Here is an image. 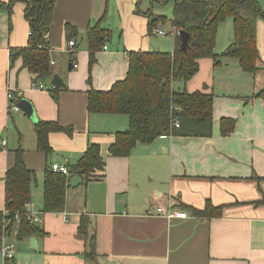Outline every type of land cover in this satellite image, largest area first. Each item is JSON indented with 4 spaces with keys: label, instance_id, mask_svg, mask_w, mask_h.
Segmentation results:
<instances>
[{
    "label": "crops",
    "instance_id": "crops-1",
    "mask_svg": "<svg viewBox=\"0 0 264 264\" xmlns=\"http://www.w3.org/2000/svg\"><path fill=\"white\" fill-rule=\"evenodd\" d=\"M150 14L171 19L172 1L55 0L48 38L53 74L41 89L32 86L41 78L23 66L22 58H11L13 48L28 44L25 3L16 2L11 13L0 9V141L7 139L6 147L0 143V208H5L6 171L14 162V150L22 147L26 165L37 174L31 201L41 213L44 230L20 238L13 228L16 255L3 264H264V203L255 202L264 198V17L258 20L261 57L256 73L243 71L237 58L218 56L216 63L213 57H203L192 78L174 83L179 89L214 94L210 136L162 135L150 143L138 142L129 156H113L109 146L117 131L128 128L129 117L90 113L87 91L108 90L125 78L130 51L174 52L176 33L165 41L168 31L164 35L155 31L164 29V23L149 32ZM227 19L228 39L224 48L215 49L218 55L234 38L233 19ZM67 23L79 29L75 50L68 46ZM97 23L112 36L90 68L85 34ZM219 34L220 27L217 43ZM80 39L86 43L80 44ZM56 73L65 87L52 84ZM53 87L60 88L56 97ZM9 90L17 102L24 98L32 102L37 120L9 108ZM224 116L236 118L234 129L226 134L221 132ZM39 120L72 128L71 133H50L49 154L37 148ZM94 143L106 161L105 170L98 173L103 176L70 184L66 208L44 212L46 168L54 162L76 163ZM207 201L225 206L224 214L213 218L192 214L190 207L203 208ZM159 207L186 217H168ZM83 214L90 218L95 259L88 257L91 245L79 233Z\"/></svg>",
    "mask_w": 264,
    "mask_h": 264
},
{
    "label": "trees",
    "instance_id": "trees-1",
    "mask_svg": "<svg viewBox=\"0 0 264 264\" xmlns=\"http://www.w3.org/2000/svg\"><path fill=\"white\" fill-rule=\"evenodd\" d=\"M25 3V16L29 21V40L23 47L13 48L12 61L22 58L23 66L45 81L53 74L49 39L55 0H0V9L11 13L13 5ZM172 1L173 16L149 15V32L159 23L171 22L178 30L190 33L189 46L181 49V36L176 33L174 52L130 51L129 69L125 78L116 81L108 90L91 87L88 93L87 109L90 113L125 114L129 117L127 129L117 131L109 146L113 156H129L138 142L150 143L162 135L210 136L214 122V94L203 91H188L175 87L176 81L186 82L199 70V59L218 56L237 58L243 71L254 74L259 69L261 57L258 45V20L264 17V6L260 0H164ZM228 17L233 19L234 38L229 46L218 55L215 52L220 24ZM68 40L79 36V29L65 25ZM112 31L100 23L89 26L85 40L90 54V68L96 60V53L107 44ZM91 83V75L89 77ZM60 88L53 87L55 94ZM56 97V94L54 95ZM221 132H231L236 118L224 116L220 120ZM178 124V125H177ZM71 127L58 121L39 120L35 123L38 150L49 154L53 151L49 135L54 131H68ZM71 133V132H70ZM106 161L98 144H90L82 157L70 164V173H58L46 168L43 180V211L61 212L66 208L67 189L70 179L79 175L86 182L103 176ZM37 174L24 161V149L14 150V162L5 175L6 197L4 215L0 208V225L6 217L21 216L18 225H10L9 230L17 228L20 238L44 234L40 224L30 222L25 213V203L32 200V188ZM264 203V198L255 201ZM192 214L213 218L222 216L225 206L207 201L203 208L190 207ZM90 218L83 214L79 222V233L90 243L88 257L95 259V238L89 232Z\"/></svg>",
    "mask_w": 264,
    "mask_h": 264
},
{
    "label": "built area",
    "instance_id": "built-area-1",
    "mask_svg": "<svg viewBox=\"0 0 264 264\" xmlns=\"http://www.w3.org/2000/svg\"><path fill=\"white\" fill-rule=\"evenodd\" d=\"M155 31L159 34H167V31L164 29L156 28ZM174 33L179 34V30L177 28L173 29ZM46 38H49V33H46L45 35ZM75 45L76 42L75 40H69L68 41V46L71 50H75ZM105 48L107 46L105 45ZM52 63L54 61L52 60ZM32 86L36 88H45V83L43 80H34L32 82ZM8 100H9V108L13 111H19L20 107L18 105V102L14 99V91L9 90L8 92ZM178 125V124H177ZM3 147H6L7 145V139H2L0 141ZM51 169L54 172L58 173H64V174H69L70 173V168L66 164L54 162L51 164ZM159 210L166 213L168 217H174V216H179V217H186L185 213H175L174 211H165L163 207H159ZM4 215H8L9 211L4 208L3 209ZM25 213L30 220V222L35 223V224H41L42 223V217L41 213L33 209V203L32 201H28L25 203ZM21 216L18 212L15 213L14 217H6L5 220L3 221V224L0 225V253L4 258V262L11 261L15 258L16 255V250H17V244L16 240L11 238V230H9L10 225H18L20 222Z\"/></svg>",
    "mask_w": 264,
    "mask_h": 264
},
{
    "label": "water",
    "instance_id": "water-1",
    "mask_svg": "<svg viewBox=\"0 0 264 264\" xmlns=\"http://www.w3.org/2000/svg\"><path fill=\"white\" fill-rule=\"evenodd\" d=\"M179 34L181 36L182 42H181V49L186 51L188 49L189 46V40H190V33L184 29L179 30ZM73 65H71L70 67H72ZM52 84L56 87H65L66 84L64 83L63 78L58 74H54L51 80ZM18 105L20 107V109H22L31 119H33L34 121L37 120V114L35 111V108L32 104V102L26 98L21 99L18 102ZM82 181V179L80 178L79 175H74L71 177L70 179V184L72 186H77L80 182ZM34 243H36V237H31V244L33 245Z\"/></svg>",
    "mask_w": 264,
    "mask_h": 264
},
{
    "label": "rangeland",
    "instance_id": "rangeland-1",
    "mask_svg": "<svg viewBox=\"0 0 264 264\" xmlns=\"http://www.w3.org/2000/svg\"><path fill=\"white\" fill-rule=\"evenodd\" d=\"M260 3H262V5H263V0H260ZM227 20L228 21H232V18L230 17ZM227 25L228 24H227L226 21H224V22L221 23L219 40H218V43H217V46H216V51H220V50H218V47L224 48V46H225V44L227 42V39H228V26ZM163 26H164L163 28L168 31V34L166 36H164L165 41H167L168 39H171L174 36V32H173V29L171 27L172 25L169 22L164 23ZM151 36L153 38H155V39L159 38V35H156V34H153ZM82 42H84V44L86 43L85 40L84 41L83 40L81 41V39H80L79 40V43L81 44ZM3 263H4V258H3V256L0 253V264H3Z\"/></svg>",
    "mask_w": 264,
    "mask_h": 264
}]
</instances>
